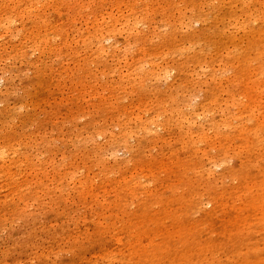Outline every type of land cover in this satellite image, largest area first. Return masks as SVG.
<instances>
[{"label":"rangeland","instance_id":"obj_1","mask_svg":"<svg viewBox=\"0 0 264 264\" xmlns=\"http://www.w3.org/2000/svg\"><path fill=\"white\" fill-rule=\"evenodd\" d=\"M61 1L71 9L72 17L69 13L60 19L49 8L61 5ZM100 1L20 0L17 9L21 14L15 15V21H0V153L4 155L1 158L0 154V264H111L109 259L115 256L118 261L115 264H264V154L254 158L253 166L249 165L251 171L242 170L237 176H228L218 183L212 179L203 181L194 192L181 184L170 186L162 189L164 200L160 201L148 198L140 190L136 203L124 212L112 208L115 200L112 193L101 190V200L96 203L91 199L81 200L74 183L65 184L66 189L62 191L52 188L53 177L48 172L72 170V162L77 159V178L83 173L84 179L89 176V181L100 185L104 174L110 176L114 160L106 158L99 164L103 154L97 157L99 160L95 158L103 138L86 134L84 128L92 123L98 126L110 122L112 108L104 104L99 113L87 115L86 112L104 103V98L117 101L121 109L133 100L123 89L111 86L121 69L122 72L128 69L124 61L118 64L112 54L113 46H119L124 40L116 35L101 47L94 39H83L93 26L105 25V21H95L97 16L101 17V10L95 9ZM169 1L179 8L186 2ZM32 3L41 9L45 21H34L37 11L32 12ZM144 4L137 2L136 9H144ZM204 10L210 14L208 25H212L217 8L206 5ZM152 22L156 24L138 21L135 34L154 36L151 32H155L152 43L140 38L139 45L147 43L148 47L160 48L171 28L163 19ZM193 22L194 28L202 31V23ZM228 25V21H218L219 27ZM154 28L158 31H152ZM33 32L44 38L42 44ZM68 35L71 48L62 45ZM243 35V32L238 34ZM200 39L198 46L205 47L208 41L204 37ZM227 39V34L220 38L223 42ZM209 46L210 54L214 55L213 46L210 43ZM167 51L172 53L170 49ZM174 56L167 59L168 64H177L178 57ZM220 58L229 61L225 54ZM141 65L138 60L132 67ZM203 74V81L210 80L212 72L204 70ZM253 77L264 83V73ZM169 79L160 81L156 88L166 90L175 82L174 77ZM82 84L87 86L86 92ZM202 85L195 96L197 105L205 96L203 90L207 85ZM107 87L110 89L106 91ZM159 110L165 118V109L156 107ZM70 111L72 114L67 115ZM247 123L250 129L256 124L255 121ZM193 126L197 130L198 125ZM261 134L264 139V130ZM234 142L239 146L240 137L234 135ZM119 150L116 161L124 163L130 155ZM148 154L157 160L163 157L152 147ZM86 157H91L87 166L82 161ZM228 157L225 168H237L238 157L233 152ZM126 168L131 169L132 164L123 167ZM248 174L256 179L246 187ZM42 179L44 187L39 183ZM210 199H215L214 203ZM143 201L149 207L144 226L139 227L141 219H136L135 226L126 225L128 215ZM108 205L113 212H106ZM114 236L123 241L116 245L118 253L100 260V251L109 247ZM139 237L147 247L133 256L135 249L130 245L135 246ZM148 238L153 239L151 244Z\"/></svg>","mask_w":264,"mask_h":264},{"label":"bare ground","instance_id":"obj_2","mask_svg":"<svg viewBox=\"0 0 264 264\" xmlns=\"http://www.w3.org/2000/svg\"><path fill=\"white\" fill-rule=\"evenodd\" d=\"M2 1L0 8L4 11L0 12V21H15V15L21 14L17 9V2L20 0ZM10 1L16 4L11 5ZM137 2L145 3V8L137 10ZM35 4L30 5L32 12L37 11L34 21H45L43 14L40 13L41 9ZM60 4H54L49 8L53 9L60 19L69 13L72 17L73 13L66 3L61 1ZM184 5L180 8L172 6L169 0H101L95 6L96 10H101V17L97 16L95 21H105V25L93 26L88 37L83 39L91 41L94 39L101 47L104 41L115 39L116 35L124 40L119 46H113L112 54L118 60V64L124 61L128 69L126 72H122L121 69L119 76L116 75V79L111 81V86L114 89H123L133 100L121 109L117 101L102 97L104 103L95 105L92 110L86 112L87 115L92 112L99 113L104 104L112 108L110 122L98 126L92 123L84 128L86 134H97L103 138L104 143L99 145L95 158L103 154L101 160L97 158L99 164L106 158L114 160L110 176L104 174L100 178L102 181L100 185L89 181L88 175L84 179L83 173L77 178L76 168L79 161L77 159L72 162V170L57 172L54 169L53 172H48V175L53 177L52 188L62 191L66 189L65 184L74 183L77 196L81 200L91 199L96 203L101 200V190L103 193H112L115 197L112 208L124 212L127 211V207L129 209V206L136 203L140 190L148 198H158L160 201L164 200L162 189H168L170 186L181 184L194 192L197 186L204 183L203 181L212 179L214 183H218L228 176H237L242 170L251 171L249 165L253 166L251 162L254 158L264 154V139L261 134L264 130V83L253 77L264 73V50L262 51L264 0H186ZM206 5H212L218 10L212 25L207 23L210 14L204 10ZM116 10L122 13L118 14ZM189 11L191 15H188ZM161 19L164 22L168 21L171 28L164 37L165 43L160 48L148 47L147 43L154 41L156 33L151 32L154 36L150 33L135 34L137 23L148 21L150 24H156L152 21ZM193 21L202 23V31L194 28ZM218 21H228L229 25L219 27ZM259 21H262L261 25H256ZM156 30L154 28L152 31ZM239 32H243L244 35L239 37ZM225 34L228 35V39L223 42L220 38ZM35 35L37 41L42 44L44 38ZM201 37L208 41L205 47L198 46ZM140 38L145 39L147 43L139 45ZM244 40L246 41L243 42ZM71 43L68 35L62 45L71 48ZM209 43L214 48V55L210 54ZM137 47L136 51H132ZM168 49L172 53L167 51ZM224 54L229 58L228 62L220 58ZM172 55L178 57L177 64L167 63V59ZM138 60L143 65L132 67ZM217 66L220 68L217 69ZM204 70L212 72L208 81L202 80ZM228 72H231V75ZM172 77L175 78V82L166 90L156 88L160 81ZM218 79L220 81L216 82ZM203 83L207 85L203 90L205 96L197 105L195 96L203 87ZM83 88L86 92L87 86L83 85ZM109 89L110 87H107L106 91ZM156 107L165 109V118H162L161 110L156 111ZM71 114L72 111L67 115ZM252 121L256 124L250 129L247 122ZM194 124L198 125L197 130L193 129ZM232 131L235 133L232 134ZM234 135L241 139L239 146L234 142ZM150 147L158 149L163 156L162 159L157 160L154 155H149ZM119 149L130 155L128 160L126 158L127 162L116 161V151ZM232 152L238 157V167L225 168L228 155ZM0 154L3 158V153ZM90 159L91 157L82 159L85 166ZM129 164H132L131 169H123ZM252 176L253 174H248L245 178L246 187L249 183H255L256 178ZM143 179L147 181L144 182ZM39 183L44 187L43 179ZM214 201L215 199H210L209 202ZM221 202L218 201L219 204ZM147 205V201L138 204L137 210L128 215L126 225L135 226L136 219H141L142 224L139 227H142L148 216ZM110 206L106 207V212H113ZM148 242L151 244L153 239L148 238ZM121 244L122 239L114 236L109 247L100 251L98 258L103 260L104 257L110 258L111 253L116 255L118 253L116 245ZM130 246L135 249L133 256L147 247L142 243L141 237L135 246ZM115 258L109 259L112 260L111 264L118 263Z\"/></svg>","mask_w":264,"mask_h":264}]
</instances>
